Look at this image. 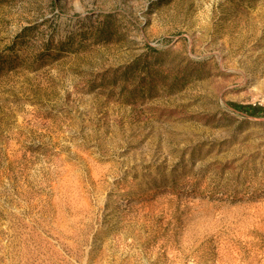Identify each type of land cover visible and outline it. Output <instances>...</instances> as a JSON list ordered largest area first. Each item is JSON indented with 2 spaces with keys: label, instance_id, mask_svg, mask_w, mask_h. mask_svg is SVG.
<instances>
[{
  "label": "rangeland",
  "instance_id": "rangeland-1",
  "mask_svg": "<svg viewBox=\"0 0 264 264\" xmlns=\"http://www.w3.org/2000/svg\"><path fill=\"white\" fill-rule=\"evenodd\" d=\"M264 0H0V264H264Z\"/></svg>",
  "mask_w": 264,
  "mask_h": 264
},
{
  "label": "trees",
  "instance_id": "trees-1",
  "mask_svg": "<svg viewBox=\"0 0 264 264\" xmlns=\"http://www.w3.org/2000/svg\"><path fill=\"white\" fill-rule=\"evenodd\" d=\"M233 108L236 110H239L241 112H244L248 115L259 117V116H264V106L262 105H240L236 103L231 104Z\"/></svg>",
  "mask_w": 264,
  "mask_h": 264
}]
</instances>
